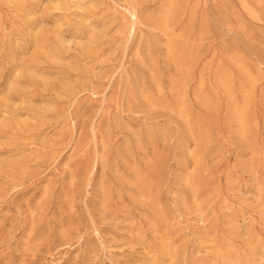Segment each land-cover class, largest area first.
<instances>
[{
    "label": "rangeland",
    "instance_id": "obj_1",
    "mask_svg": "<svg viewBox=\"0 0 264 264\" xmlns=\"http://www.w3.org/2000/svg\"><path fill=\"white\" fill-rule=\"evenodd\" d=\"M0 264H264V0H0Z\"/></svg>",
    "mask_w": 264,
    "mask_h": 264
},
{
    "label": "bare ground",
    "instance_id": "obj_2",
    "mask_svg": "<svg viewBox=\"0 0 264 264\" xmlns=\"http://www.w3.org/2000/svg\"><path fill=\"white\" fill-rule=\"evenodd\" d=\"M129 13H130V16L133 19V21H136L137 20V14L135 12H133V11H129Z\"/></svg>",
    "mask_w": 264,
    "mask_h": 264
}]
</instances>
